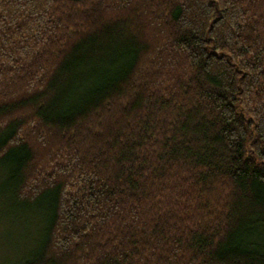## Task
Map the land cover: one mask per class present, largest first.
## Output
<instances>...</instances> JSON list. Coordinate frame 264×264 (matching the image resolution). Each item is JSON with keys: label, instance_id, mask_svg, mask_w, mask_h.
<instances>
[{"label": "trees", "instance_id": "trees-1", "mask_svg": "<svg viewBox=\"0 0 264 264\" xmlns=\"http://www.w3.org/2000/svg\"><path fill=\"white\" fill-rule=\"evenodd\" d=\"M0 183L14 264H264V0H0Z\"/></svg>", "mask_w": 264, "mask_h": 264}, {"label": "rangeland", "instance_id": "rangeland-1", "mask_svg": "<svg viewBox=\"0 0 264 264\" xmlns=\"http://www.w3.org/2000/svg\"><path fill=\"white\" fill-rule=\"evenodd\" d=\"M1 186V183H0ZM0 189V264H14L28 248L29 242L36 243L38 220L17 221L8 215L7 200ZM30 240V241H28Z\"/></svg>", "mask_w": 264, "mask_h": 264}]
</instances>
